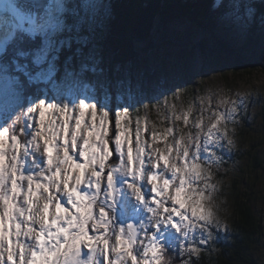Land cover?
<instances>
[{
    "label": "snow or ice",
    "instance_id": "obj_1",
    "mask_svg": "<svg viewBox=\"0 0 264 264\" xmlns=\"http://www.w3.org/2000/svg\"><path fill=\"white\" fill-rule=\"evenodd\" d=\"M211 8L245 39L258 22L264 49V0ZM99 9L110 18L116 5L0 0V264H196L214 229L228 230L214 205L215 149L234 145L228 122L244 100L222 97L230 107L191 128L192 109L165 100L172 126L149 133L147 114L133 120L127 105L112 113L95 96L61 94L58 66L85 55L81 33ZM41 81L51 96L32 91Z\"/></svg>",
    "mask_w": 264,
    "mask_h": 264
},
{
    "label": "rangeland",
    "instance_id": "obj_2",
    "mask_svg": "<svg viewBox=\"0 0 264 264\" xmlns=\"http://www.w3.org/2000/svg\"><path fill=\"white\" fill-rule=\"evenodd\" d=\"M67 1L64 0L66 3ZM70 1L79 5L97 3L109 5L108 0ZM20 2H31V0H20ZM88 12L91 16L92 10L89 9ZM106 21L107 17L103 10H96L95 22L88 28L92 37L89 38L90 41L87 40L82 44L85 55L77 58L79 64L77 70L65 68L60 81L55 75L56 88L61 94L89 97L95 95L94 89L86 81L85 72L95 69V64L100 60L101 42L106 35ZM93 29H97L98 32L94 33ZM81 36L85 35L81 33ZM164 37L172 44L176 39L183 40L190 55L187 66L194 89H192V102L188 105L183 103L185 91L183 80H186L183 60L178 59L175 47L163 44ZM204 39L206 47L202 50L200 44ZM88 42L91 44L86 47ZM136 53L135 72L138 78L146 80L144 85L151 92L150 97L149 94L147 97L144 94L140 95L143 105L140 116L147 114L149 132H151L152 124L161 130L172 126L171 119H167L170 117V109L164 106L165 100L169 105L175 104L177 113L192 109L189 128H191V122L198 119L201 114L204 116V123L207 127L211 123L208 117L213 111H224L230 107V105L219 103L222 97L230 100L239 98L244 100V105L239 108L234 120L228 122L229 136L233 138L234 145H228L227 140L224 139L220 141L222 147L215 149L222 160L218 168L213 167L212 183L217 185L214 205L221 223H226L228 230L214 229V237L210 242H218L217 234L233 232L235 203L239 198L247 199L254 217L260 222V230L255 236L254 247L246 250L245 255L255 264H264V49L259 41L258 23L252 26L250 38L247 39L242 38V24L235 17L219 20L217 28L211 34L181 22L168 23L163 26L156 25L151 46L137 43ZM227 53H231L228 55L230 59L240 55L248 62L254 63L256 69L251 72L234 73L229 70L224 61L219 59ZM88 54H91L93 58L90 59ZM81 64H87V69L81 70ZM93 65L95 67L92 68ZM117 70L122 80L125 77L128 84L133 71L131 66L124 68L118 66ZM42 83L46 84L43 81ZM122 84L121 81L111 82L112 88H117ZM49 87L51 96L53 91L50 85ZM202 97L204 98L203 105H201ZM209 97H211L210 103ZM114 98L116 106L113 108V113L121 111L126 105L129 106L128 103L122 102V96ZM111 101L112 97L107 95L103 103L106 102L112 108ZM92 102L96 103V100ZM117 102L123 103L121 108ZM202 107L203 113L201 112ZM131 127L134 129L135 124L133 123ZM176 127H183L182 122L177 121ZM109 135H111V128Z\"/></svg>",
    "mask_w": 264,
    "mask_h": 264
},
{
    "label": "trees",
    "instance_id": "obj_3",
    "mask_svg": "<svg viewBox=\"0 0 264 264\" xmlns=\"http://www.w3.org/2000/svg\"><path fill=\"white\" fill-rule=\"evenodd\" d=\"M248 2L255 4L257 8L260 7V0H248ZM67 3L74 4L75 2L68 0ZM108 3L109 5L115 4L116 9L112 17H107L106 35L102 38L100 48V60L95 64V69L93 68L95 65H93V69L85 72V78L88 85L94 89L96 102L99 101L98 108L108 95L112 97L110 106L113 113V108L116 106L114 97L122 96V102L128 103L130 115L135 118L137 115H141L143 109L140 95L144 94L146 97L148 94L149 97L151 95L149 89L144 85L146 80L138 78V74L135 72L136 44L145 43L151 46L155 26H163L168 23H187L211 34L217 28L218 21L223 19L221 13L225 10L213 11L211 8L212 0H108ZM96 31L98 32L97 29H93L94 33ZM82 35H85L88 41L92 37L89 29L82 32ZM162 41H164V45L168 44L175 47L178 59L183 60L184 74L186 75V80H183L185 90L183 103L188 105L192 102V89H194L193 80L189 75L190 70L187 66L190 55L183 40L176 39L175 43L172 44L170 40L164 37ZM89 44L91 42H88L86 47ZM200 45L203 50L206 47V40L204 39ZM228 55L231 53H227L223 57L220 56L219 59L224 61L229 70L234 73L251 72L256 69L254 63L248 62L240 55L232 59ZM78 65L77 60L71 66L59 65L55 74L56 79L61 80L65 68L77 70ZM129 65L133 71L127 84L125 77L122 80L117 67L124 68ZM119 81L123 84L118 85L117 88H112L111 82L118 83ZM49 89V85L43 84L41 81L32 91L48 92L50 95ZM122 102H117L120 108ZM149 133L144 134L146 139H150ZM234 211L233 232L217 234L219 237L217 243L209 241L207 245H201L200 247L204 248L205 251L201 253L196 264H255L246 257L245 251L254 247V239L259 233L260 222L254 217L247 199L239 198L235 203ZM193 260L195 261L196 258L193 257Z\"/></svg>",
    "mask_w": 264,
    "mask_h": 264
},
{
    "label": "bare ground",
    "instance_id": "obj_4",
    "mask_svg": "<svg viewBox=\"0 0 264 264\" xmlns=\"http://www.w3.org/2000/svg\"><path fill=\"white\" fill-rule=\"evenodd\" d=\"M19 2H20V0H19Z\"/></svg>",
    "mask_w": 264,
    "mask_h": 264
}]
</instances>
